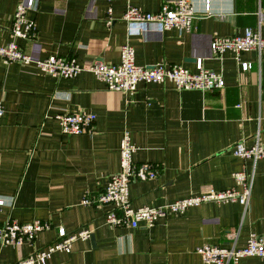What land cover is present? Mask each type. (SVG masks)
I'll return each instance as SVG.
<instances>
[{"label": "crops", "instance_id": "obj_1", "mask_svg": "<svg viewBox=\"0 0 264 264\" xmlns=\"http://www.w3.org/2000/svg\"><path fill=\"white\" fill-rule=\"evenodd\" d=\"M23 0H0V46L12 41L32 59L73 57L82 67L120 62V48H134L135 64L179 65L222 76L225 86L210 91H177L170 83L139 84L134 93L108 91L87 70L72 79L49 76L33 64H3L0 58V221H40L48 230L32 246H0V264H16L56 240L57 230L87 228L69 254L47 264H206L196 250L205 244L244 247L251 234H264V160L256 163L249 211L237 203H203L168 215L152 227L109 228L108 207L83 206L119 171L120 140L128 133L133 162L159 167L153 180H132L133 209L157 207L207 191L232 188V175L252 164L234 157L232 147L255 138L264 143V51L242 53V71L232 52L214 56L216 37L240 36L247 28L264 37V0H189L194 13L188 34L171 29L145 35L123 21L125 0H34L26 13L33 41L14 39L13 15ZM170 0H130L157 13ZM110 8V25L106 24ZM64 113H92L90 132L64 135L56 120ZM236 233V236L231 234ZM237 264H264L258 257Z\"/></svg>", "mask_w": 264, "mask_h": 264}, {"label": "built area", "instance_id": "obj_2", "mask_svg": "<svg viewBox=\"0 0 264 264\" xmlns=\"http://www.w3.org/2000/svg\"><path fill=\"white\" fill-rule=\"evenodd\" d=\"M66 1V0H57ZM110 4L113 0H105ZM126 1V10L123 21L129 31L138 30L145 35L149 30L158 34L164 31L176 29L188 34L192 29L194 13L189 0L167 1L157 13H148L135 8ZM205 10L209 9V0L205 1ZM36 8L34 0H23L16 7L13 15L11 33L14 39L33 41L35 37L34 25L27 19L26 13ZM111 10L108 9L107 25H110ZM214 56H220L226 51L234 54L238 67L242 71L250 69L247 63H240L239 56L242 53L255 51L259 55L264 51V37L259 31L247 28L240 36L216 37L210 45ZM0 58L3 64L20 63L33 64L41 72L58 79H72L83 70H87L102 81L108 91L120 93H134L139 84L163 85L170 83L177 91H210L222 89L225 86L222 76L208 70L192 73L179 65H165L162 63L151 66H138L135 64L134 48L126 43L120 48V62L109 65L96 61L88 67L80 66L73 57L49 56L45 59H32L22 52L14 41L0 46ZM4 109L0 102V117ZM56 120L60 131L64 135H83L90 132L96 121L92 113H64L58 115ZM119 171L109 177L104 190L96 197L85 196L83 206L108 207L105 214V224L109 228L136 229L141 224L145 227L154 226L158 220L168 215H181L191 207L203 203H237L242 208L243 215L249 211L254 183V168L258 161L264 160V143L258 138L252 146L247 147L244 141L235 143L232 147L234 157L243 161H250L252 171L245 170L235 172L232 175L234 186L224 191H207L199 195L183 198L172 203L160 206L142 207L133 209L129 200V185L132 180H153L159 174V167L150 163L136 165L132 160L135 147L131 144L127 132L120 140ZM0 199V212L4 206ZM48 223L33 221L19 223L8 219L0 221V246H32L38 233L48 230ZM91 231L87 228L73 233H67L63 228L57 230L56 240L43 249L34 250L27 257L16 264H47V261L55 253L69 254L75 241L88 239ZM236 236V233L231 234ZM196 252L206 264H237L242 258L253 256L264 260V234H251L244 247L236 248L221 245L205 244Z\"/></svg>", "mask_w": 264, "mask_h": 264}]
</instances>
